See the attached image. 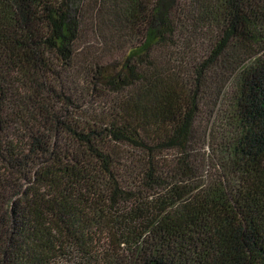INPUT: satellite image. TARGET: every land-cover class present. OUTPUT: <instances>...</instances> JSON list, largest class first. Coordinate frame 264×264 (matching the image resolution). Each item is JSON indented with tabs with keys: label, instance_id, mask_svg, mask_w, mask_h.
Here are the masks:
<instances>
[{
	"label": "trees",
	"instance_id": "trees-1",
	"mask_svg": "<svg viewBox=\"0 0 264 264\" xmlns=\"http://www.w3.org/2000/svg\"><path fill=\"white\" fill-rule=\"evenodd\" d=\"M0 264H264V0H0Z\"/></svg>",
	"mask_w": 264,
	"mask_h": 264
},
{
	"label": "rangeland",
	"instance_id": "rangeland-1",
	"mask_svg": "<svg viewBox=\"0 0 264 264\" xmlns=\"http://www.w3.org/2000/svg\"><path fill=\"white\" fill-rule=\"evenodd\" d=\"M228 90H229V88H228ZM231 90V89H230Z\"/></svg>",
	"mask_w": 264,
	"mask_h": 264
}]
</instances>
